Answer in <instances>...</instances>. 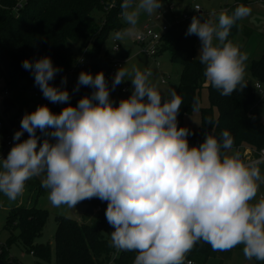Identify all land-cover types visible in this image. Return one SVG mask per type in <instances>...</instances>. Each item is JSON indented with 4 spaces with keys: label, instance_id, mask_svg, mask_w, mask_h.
<instances>
[{
    "label": "clouds",
    "instance_id": "1",
    "mask_svg": "<svg viewBox=\"0 0 264 264\" xmlns=\"http://www.w3.org/2000/svg\"><path fill=\"white\" fill-rule=\"evenodd\" d=\"M162 6V0H123L121 16L131 26L129 33L142 12L152 14ZM250 14L251 8L241 4L231 15L221 12L217 24L194 16L186 32L198 36L204 76L223 96L247 85L248 55L227 38L236 21ZM123 35L117 32L115 38ZM22 67L33 74L45 99L69 101L65 88L50 84L62 71L50 57L25 59ZM150 76L135 67H120L111 90L125 80H131L133 90L116 105L104 73L82 71L77 90L80 85L91 87L90 96L59 114L47 105L25 113L13 137L17 143L0 158V193L15 201L27 181L43 174L42 187L49 190L54 207L75 209L92 198L106 201V220L114 228L110 247L137 252L134 264H185L198 241L214 251L242 244L247 259L264 261V198L252 203L264 183L258 167L264 156L245 164L238 152L222 153L234 144L228 131L220 140L205 134L202 143L190 145V130L178 127L181 96L170 89V99H165ZM66 83L62 78L61 84ZM199 109L196 98L192 110ZM207 123L214 121L209 118ZM49 128L54 130L46 134L55 142L45 139L38 147L37 129ZM24 132L29 137L20 142Z\"/></svg>",
    "mask_w": 264,
    "mask_h": 264
},
{
    "label": "trees",
    "instance_id": "2",
    "mask_svg": "<svg viewBox=\"0 0 264 264\" xmlns=\"http://www.w3.org/2000/svg\"><path fill=\"white\" fill-rule=\"evenodd\" d=\"M0 0V90L9 88L16 90L17 85L27 80L29 71L22 67L25 59L35 61L44 56L51 58L54 66L67 69L76 62L71 51V42L80 40L86 55L85 65L78 69L67 87L70 99L64 104L50 103L48 107L53 113L59 114L68 106H76L79 99L91 95V87L80 85L77 90L79 74L84 71L93 76L103 72L107 77L112 69V58L101 54V46L107 30L122 28L121 4L123 0ZM255 0H237L229 9L231 15L238 5H247ZM113 6L107 11L103 6L108 3ZM18 3L21 5L18 6ZM98 11L100 14L95 15ZM237 23L232 26L227 38L228 42L236 45L234 37L237 33ZM196 35H186L180 23H172L162 34L157 52L169 51L173 61H179L182 69L176 87L177 95L182 98L178 114V127H187L191 134L188 141L202 143L205 134L214 135L221 139L223 131H228L234 139L232 148L246 145L255 151L264 148V122H261L251 106L255 101L254 85L248 81L243 89L237 87L231 95L223 96L204 76L205 66L199 61L196 51ZM249 71L255 81L264 82V58L250 61ZM56 81L55 79L51 82ZM29 79L24 88H28ZM207 92L209 105L200 106V127L198 130L183 123V118L192 110L194 99L201 101L202 90ZM170 99V96L165 98ZM4 112L15 107L12 98L4 102ZM20 111L23 110L21 107ZM217 113L215 114V111ZM211 118L214 124L207 123ZM37 129L38 146L45 139L54 143L55 140ZM29 136H23L21 142ZM226 153L225 149H221ZM43 175V174H42ZM36 177L33 184L39 185ZM86 214H90L96 205L107 204L98 198L86 199L82 202ZM48 213L36 207L35 204H22L10 208L5 227L17 234L11 236L2 246L0 258L7 264L18 262L14 257H8L9 247L19 242L28 253L35 257V264H50L52 245L49 242H36L41 235ZM108 224L105 213L94 214L90 222H78L65 216L56 217L54 233L55 264H134L135 251L120 250L112 258L114 247H110V239L103 234ZM232 250V249H231ZM228 251H214L210 244L198 241L187 253L186 260L193 264H206L210 258H217L221 263L222 257L229 255ZM219 263V264H220Z\"/></svg>",
    "mask_w": 264,
    "mask_h": 264
},
{
    "label": "rangeland",
    "instance_id": "3",
    "mask_svg": "<svg viewBox=\"0 0 264 264\" xmlns=\"http://www.w3.org/2000/svg\"><path fill=\"white\" fill-rule=\"evenodd\" d=\"M22 1L23 0L20 2ZM236 2L237 0H162V8L154 11L152 14L145 12L141 13L137 25L130 33L129 29L131 26L128 25L123 18V25L121 29L107 30L106 37L101 46V54H107L111 58L120 59L122 61L120 67L127 68L129 71L135 67L142 72H151V76L149 77L150 82L157 86L158 90L162 94V97L167 98L169 97L168 92L170 89L176 90L182 69L181 63L179 61L171 60L170 53L167 50L152 56L142 52L141 45L135 40L136 34L142 31L145 25H149L155 31L160 32L163 25L170 26L175 22V16L177 19H180L181 15L189 13L190 9L194 5H199L200 7V12H197L194 16L200 19L201 22L210 21L213 24H217L220 13L224 12L229 14V9H231ZM169 4H173L175 7L173 15L171 13H167L158 16L159 12L166 8ZM20 5L21 4L18 3V6ZM246 6L251 8V14L241 20H238L235 43L240 47L242 52L247 53L248 55V60L245 62L244 80L253 84L255 82V78L249 71L250 61L252 59L264 58V1H253ZM96 14L99 15L100 13L96 11L95 15ZM192 18L181 23V27L184 29L185 34L190 26ZM117 32L124 34L122 39L117 40L115 38ZM196 37V51L198 56L201 43L198 36ZM113 39H115V41ZM115 43L119 45V49L117 51L113 50V45ZM71 51L76 60L80 58L86 60V55L81 47L80 40L71 42ZM119 68H117L116 71ZM60 69H62V71H60L56 76L66 77L67 83L65 85L60 83L58 86L67 89L74 75H68L67 69ZM114 75H108L105 78L110 89V98L116 105H118L121 99L127 98L132 94L133 87L131 80H125L114 90H111ZM129 78L130 77H126V79ZM28 79L30 78L28 77ZM28 79L17 85L16 89H23L26 86ZM261 86L262 89H264V82H261ZM31 90L32 87H29L20 93L16 90L11 92V98L15 102V107L9 112L10 115H15L21 107H25L26 103H29V106L25 108L31 111H34L37 108L38 99L32 92H30ZM93 90L94 89L91 88V93ZM54 104L56 105L58 103ZM208 105L207 92L203 89L201 93L200 106L206 107ZM1 109L2 106L0 105V110ZM251 109L255 113L254 115H256L261 122H264V98H261L258 93H256L255 101L251 106ZM214 111L216 114L217 111ZM183 123L195 130H198L200 127L199 112L194 111L191 114L185 115ZM235 152L236 150L234 148L226 150V154L228 155H232ZM258 167L260 168L261 175H264V163H260ZM36 178L40 182L38 187L36 184H33V178L30 179L25 184L23 194L15 201H10L3 193H0V243L4 245L11 236L17 234V230H12V232H10V230L5 227V222L10 208L20 204L24 206L35 204L36 207L44 209L48 213L41 235L37 237L36 242L51 243L52 256L50 264H55L53 243L56 228V217L65 216L78 222H90L93 220L94 214L96 213H94V209H92L90 214H86V207L81 203H78L75 209H69L66 205L59 208L52 206L48 200L49 190L42 187V180L44 178L43 175ZM261 198H264V183L260 184L257 196L252 203L258 202ZM112 231H114V228L107 224L103 230V234L111 239L110 233ZM243 248L244 245H237L232 248L229 255L222 257L221 263L217 258H210L206 264H264V261H258L255 258L247 259L244 255ZM9 256L16 257L22 264H34V257L31 256L19 242H15L10 245L8 257Z\"/></svg>",
    "mask_w": 264,
    "mask_h": 264
},
{
    "label": "built area",
    "instance_id": "4",
    "mask_svg": "<svg viewBox=\"0 0 264 264\" xmlns=\"http://www.w3.org/2000/svg\"><path fill=\"white\" fill-rule=\"evenodd\" d=\"M255 1L261 2L264 0H255ZM112 6H113V3L111 2V3L105 4L103 6V9L107 11ZM196 6L197 5H194L190 9L189 13L182 14L180 19H177V17L175 16L174 23L181 24L185 22L186 20H189L190 18H192L194 14H196L197 12H200V7H199V10H196ZM174 8L175 7L173 4H169L166 8H164L163 10L159 12L158 16L162 14H167V13H171L173 15ZM168 27L169 26L167 25H163L161 28V31L158 32V31H155L149 25H145L142 31L137 33L135 36L136 42L141 45L142 52L146 53L147 55H151V56L156 55L157 47L159 46L162 34L168 29ZM118 49H119V45L115 43L113 45V50L117 51ZM111 61H112V69L108 75H114L116 69L119 68L122 63L120 59H115V58H112ZM85 63H86L85 59L84 60L82 59V62H81V58L77 59L76 62L72 66L67 68V74L73 75L78 69L82 68L85 65ZM29 78H30L29 87H32V90L30 92H32L34 96L38 99L37 106L39 105L48 106L50 103H52L43 97V94L41 90L39 89V87L35 84L33 74L30 71H29ZM62 78L64 77L56 76V81L55 82L50 81V84L58 86L61 83ZM253 85H254L256 93H258V95H260L261 98H264V89H262L261 83L259 81H255ZM25 89L27 88H23L21 90L16 89V91L20 93L21 91H25ZM12 91H14V89H9L7 87L2 88L0 90V105L2 106V109L0 110V158H6L11 148L14 146L15 143H17L13 139L14 134L16 131L21 130V120L23 116L25 115V113L32 112L31 110L25 108L29 106V103H26L25 107H22L23 110L22 111L19 110L15 115H10L9 111L4 112L5 110L4 102L11 98ZM23 136H29V134L27 132H24L20 138V142ZM188 142L190 145H199V143H193L190 141ZM234 149L236 150V152L240 154V158L245 164H250L252 162L260 160L261 157L264 156V148L260 149L259 151H255L246 145H239L238 147H235ZM106 208H107V204H103V205L100 204V205H96L93 209H94V213H105ZM2 246L3 245L0 243V253L2 251ZM119 251L120 250H117L114 248V251L112 253V258L116 257ZM187 261L189 260H186L185 264H187ZM12 264H20V263L12 262Z\"/></svg>",
    "mask_w": 264,
    "mask_h": 264
},
{
    "label": "crops",
    "instance_id": "5",
    "mask_svg": "<svg viewBox=\"0 0 264 264\" xmlns=\"http://www.w3.org/2000/svg\"><path fill=\"white\" fill-rule=\"evenodd\" d=\"M113 40H115V39H113ZM234 40H235V37H234ZM252 60H254V59H252ZM30 254V253H29ZM31 256H33L32 254H30ZM12 257H14V256H12ZM34 257V256H33ZM14 258H16V257H14ZM17 259V258H16ZM18 260V259H17ZM35 261H36V259H35V257H34V264H35ZM18 262H20L19 260H18ZM21 263V262H20ZM22 264V263H21Z\"/></svg>",
    "mask_w": 264,
    "mask_h": 264
},
{
    "label": "water",
    "instance_id": "6",
    "mask_svg": "<svg viewBox=\"0 0 264 264\" xmlns=\"http://www.w3.org/2000/svg\"><path fill=\"white\" fill-rule=\"evenodd\" d=\"M0 264H7L0 258Z\"/></svg>",
    "mask_w": 264,
    "mask_h": 264
}]
</instances>
